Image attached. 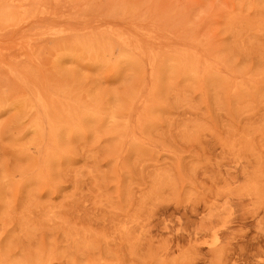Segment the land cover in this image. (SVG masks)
I'll list each match as a JSON object with an SVG mask.
<instances>
[{"label": "rangeland", "instance_id": "1", "mask_svg": "<svg viewBox=\"0 0 264 264\" xmlns=\"http://www.w3.org/2000/svg\"><path fill=\"white\" fill-rule=\"evenodd\" d=\"M0 264H264V0H0Z\"/></svg>", "mask_w": 264, "mask_h": 264}, {"label": "bare ground", "instance_id": "2", "mask_svg": "<svg viewBox=\"0 0 264 264\" xmlns=\"http://www.w3.org/2000/svg\"><path fill=\"white\" fill-rule=\"evenodd\" d=\"M9 8V7H8ZM54 8V7H53ZM11 12V11H10ZM31 13V12H30ZM9 14V13H8ZM158 25V24H157ZM184 27V26H183ZM60 43V42H59ZM6 60V59H5ZM55 78V77H54ZM4 82V81H3ZM15 95V94H14Z\"/></svg>", "mask_w": 264, "mask_h": 264}]
</instances>
